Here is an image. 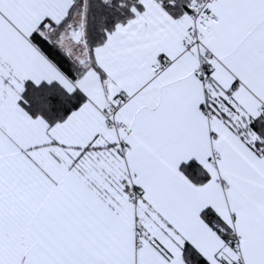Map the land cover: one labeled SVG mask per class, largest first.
<instances>
[{"label":"snow or ice","instance_id":"obj_1","mask_svg":"<svg viewBox=\"0 0 264 264\" xmlns=\"http://www.w3.org/2000/svg\"><path fill=\"white\" fill-rule=\"evenodd\" d=\"M0 264H264V0H0Z\"/></svg>","mask_w":264,"mask_h":264}]
</instances>
